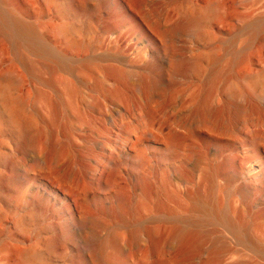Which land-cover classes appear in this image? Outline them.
<instances>
[{"label": "rangeland", "instance_id": "rangeland-1", "mask_svg": "<svg viewBox=\"0 0 264 264\" xmlns=\"http://www.w3.org/2000/svg\"><path fill=\"white\" fill-rule=\"evenodd\" d=\"M0 11L47 51L0 28V264H76L49 245L70 211L79 239L114 238L105 264H264V0H0ZM185 17L195 25L172 34ZM209 195L238 232L192 212Z\"/></svg>", "mask_w": 264, "mask_h": 264}, {"label": "bare ground", "instance_id": "bare-ground-1", "mask_svg": "<svg viewBox=\"0 0 264 264\" xmlns=\"http://www.w3.org/2000/svg\"><path fill=\"white\" fill-rule=\"evenodd\" d=\"M209 5H211L215 11L220 14L222 6L216 2V1H210ZM77 7H79L81 10L85 9L83 4L77 3ZM85 11V10H83ZM195 25V22L189 18L185 17L183 19V22L173 28L170 32L172 34H178L182 33L183 31L192 28ZM0 28H9V30L12 31V34L15 39V44L17 47L19 46H26L29 50L32 52L46 55L47 51L45 50L44 45L41 43L40 39L36 36L34 30L24 25L23 23L19 22L18 20L8 17L5 14H3L0 11ZM172 36V35H171ZM172 66L178 70V71H185L189 69L192 65L191 62L188 61H171ZM69 69L71 67L67 66ZM157 67L156 63H150L148 65V68L150 70H155ZM4 92L0 91V101L3 99ZM4 106V105H3ZM225 110H229L231 112H234L235 116L237 117L236 120H239L240 116L244 118L245 116V109L242 106L237 105L234 101L228 102L226 105ZM4 112H8V108L4 106L3 108ZM212 109H202V119L205 122H210L211 116H212ZM176 141L177 138H174ZM126 145H128L126 143ZM114 154V153H113ZM129 153L126 151V146H124L120 151L117 152L116 155H111L104 161V164L99 167L98 175L100 176V179L98 180L97 184L99 186H104L108 180L112 179L114 176V170L116 166L118 165L117 158L125 159V157H128ZM59 190H62V192L75 200V191L74 188L70 185H67L66 187H58ZM66 196H63V200H66ZM192 212L195 214H203L207 219L214 220V221H222L228 228H230L233 231L238 232L236 225L232 223L230 220H228L225 216L220 214L218 208L214 205V202L212 200L211 195H209V199L207 202H202L199 199H195L192 202ZM66 215L68 216V220H64L63 223L58 224V229L60 230V234L53 237L49 245L52 248H56L59 251H68L71 253H75L76 257V264H105L104 261V254L106 251V248L108 244L115 243L114 238L112 240H108L106 238H96L95 236L87 237L84 236L83 238L79 239V236H75V234L72 232V230H77L79 225L82 226L84 223L83 219H79L76 215L70 211L67 212ZM74 217V218H73ZM73 220L70 222V220ZM186 224H200V222H196V220L193 219H187L185 221ZM135 223L126 221L123 223V226L126 227H132ZM174 233V232H173ZM239 236H243V238L246 240V242L250 245H252V242L249 240L247 235L245 233H238ZM179 232H175L172 237L173 238H179ZM15 256L18 259H22L26 256V252L23 250H15ZM126 264H141V261L137 259L136 255L132 254L129 258ZM159 264H167L165 262H160Z\"/></svg>", "mask_w": 264, "mask_h": 264}]
</instances>
